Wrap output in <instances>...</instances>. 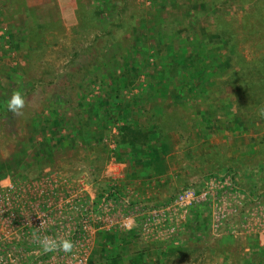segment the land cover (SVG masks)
<instances>
[{
  "label": "rangeland",
  "instance_id": "obj_1",
  "mask_svg": "<svg viewBox=\"0 0 264 264\" xmlns=\"http://www.w3.org/2000/svg\"><path fill=\"white\" fill-rule=\"evenodd\" d=\"M190 52L199 77L160 76ZM113 100L144 128L166 118L162 172L117 160ZM0 160V187L57 177L79 191L86 174L138 222L198 195L166 240L135 227L101 257L98 237L113 234L96 228L89 264H264V0H0Z\"/></svg>",
  "mask_w": 264,
  "mask_h": 264
},
{
  "label": "built area",
  "instance_id": "obj_2",
  "mask_svg": "<svg viewBox=\"0 0 264 264\" xmlns=\"http://www.w3.org/2000/svg\"><path fill=\"white\" fill-rule=\"evenodd\" d=\"M121 166L113 161L111 170ZM78 182L79 191L70 188L68 181L67 187H61L57 177L48 186L45 179L9 181L0 187V264H89L97 229L139 227L147 238L166 240L198 196L192 189L183 190L174 202L147 211L138 222L134 217H118L110 193H98L86 174ZM96 205L100 214L94 212Z\"/></svg>",
  "mask_w": 264,
  "mask_h": 264
},
{
  "label": "trees",
  "instance_id": "obj_3",
  "mask_svg": "<svg viewBox=\"0 0 264 264\" xmlns=\"http://www.w3.org/2000/svg\"><path fill=\"white\" fill-rule=\"evenodd\" d=\"M165 59L167 63L163 64L160 76L169 73L171 78H175L181 75L186 77L190 74L193 79L199 77V74L204 71L202 63L199 62V58H196V54H192V52L188 53L186 57H183L181 61L174 60L171 56ZM224 62L228 65L231 62L230 57L227 56ZM124 76H127L126 73ZM120 77H122V75ZM125 77L122 79L124 83L123 87L127 85L128 78L131 79L128 76ZM151 87L152 86H150V88ZM143 99L145 100L146 98ZM111 103L114 104L117 109L120 108V119L123 121L118 127L119 135L115 151L117 160L127 163L132 175H138V172L146 174L151 172L152 169L158 173L162 172L164 167L163 155L168 154L174 149V141L171 137L167 136L169 134L166 131V118L160 116L156 117V120H153L154 122H152L151 125L144 128L139 123H136V121L130 120V115L133 113V107L131 105L125 104L122 107V103L116 102L115 100ZM11 162L15 163L14 161ZM7 166L9 167L8 163L6 165V163L0 160V180ZM108 234H113V236L98 237L97 245L100 244L101 250H104L109 241L124 240L126 235L130 233L112 231ZM97 249L94 251V254H99L101 257L107 256L105 253L107 250L106 248V250L100 252L99 249Z\"/></svg>",
  "mask_w": 264,
  "mask_h": 264
},
{
  "label": "clouds",
  "instance_id": "obj_4",
  "mask_svg": "<svg viewBox=\"0 0 264 264\" xmlns=\"http://www.w3.org/2000/svg\"><path fill=\"white\" fill-rule=\"evenodd\" d=\"M24 98L20 91H16L12 94L11 98L7 102L8 109L14 113L19 114L24 107ZM67 247V245H66Z\"/></svg>",
  "mask_w": 264,
  "mask_h": 264
}]
</instances>
